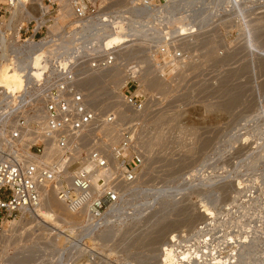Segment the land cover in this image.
<instances>
[{"label":"rangeland","instance_id":"rangeland-1","mask_svg":"<svg viewBox=\"0 0 264 264\" xmlns=\"http://www.w3.org/2000/svg\"><path fill=\"white\" fill-rule=\"evenodd\" d=\"M111 1L97 4L111 12ZM174 3L160 19L153 12L133 22L137 27L149 17V32H162L157 39L171 29L168 43L180 47L185 60L174 67L159 58L163 80L145 86L151 100L138 118L136 137L144 166L118 210L105 217L95 240L96 264H164L169 249L182 264H214L255 237L252 262L257 261L251 264H264V0ZM155 39L134 46L141 51L136 57L152 59L148 48ZM150 71V77L159 75L154 67ZM123 85L118 93L126 90ZM52 202L55 225L71 223L58 222L57 213H69ZM204 208L211 215L198 221L197 211ZM38 228L27 224L0 239L7 246L0 264L22 256L23 264L86 263L76 257L75 242Z\"/></svg>","mask_w":264,"mask_h":264},{"label":"built area","instance_id":"built-area-1","mask_svg":"<svg viewBox=\"0 0 264 264\" xmlns=\"http://www.w3.org/2000/svg\"><path fill=\"white\" fill-rule=\"evenodd\" d=\"M114 2L149 11L175 0H112L108 7ZM106 8L97 0H0V72L20 80L14 91L0 85V239L27 224L37 227L39 210L55 198L80 223L47 229L75 242L85 264L99 259L95 240L106 215L139 182L145 155L136 138L138 118L151 100L142 79L147 64L121 63L115 48L91 41L92 23H109ZM169 33L163 32L164 40L157 39L162 33L152 37V59L146 57L162 80L159 58L174 67L185 60L183 50L168 43ZM117 63L125 73L126 90L120 93L125 118L93 108L79 87ZM10 222L19 226L12 229ZM21 259L25 256L3 262L23 264Z\"/></svg>","mask_w":264,"mask_h":264},{"label":"bare ground","instance_id":"bare-ground-1","mask_svg":"<svg viewBox=\"0 0 264 264\" xmlns=\"http://www.w3.org/2000/svg\"><path fill=\"white\" fill-rule=\"evenodd\" d=\"M175 5L176 3H173L170 7L163 6L160 8L151 9L149 11H135V10L127 8L123 2H120V3L114 2L110 6V9L112 11H111L110 18L108 19L109 20L108 24L104 25L102 24V22L100 23V21H94L92 23L91 26L94 32H93V36L91 37L92 39L91 41L93 42L96 41L100 45H104V47L107 49L115 48L117 61L122 60V59H127V58L141 59L139 63L148 65V67L143 73L142 79L145 85L148 86L149 88V85L161 79L159 77H156V78L150 77V73H151L150 69L152 65H150L149 62H145V61H148L149 58L147 59L143 57L140 58V56L136 57L137 54L141 53V51L139 48H134V46L145 45L147 38L157 37L162 32L161 30H159L158 33L154 31L149 32L150 30V27H148L150 25L149 17L146 19L147 21L139 24L137 27L135 26L137 23H133V22H134V19H136V17H140V19L148 15L153 17L151 15V13L153 12L154 13L158 12L159 15L157 18L160 19L161 17L159 16H163V12H167L168 8H171V7L175 8ZM154 22H155V19H154ZM170 31L172 30L170 29ZM147 33H148V37L136 36V34L141 35V34H147ZM137 40L138 41L141 40L142 42L136 44L135 42ZM34 66L40 67V56L35 58ZM123 82L124 80L122 76V70L120 69L119 64L117 63L108 70L95 72L91 74V76L84 78L80 82L79 87H80V90L84 92L87 101L93 108L100 109V110H103V109L116 110L121 117L125 118L126 112L122 109V105H123L122 97H121V94L116 91L117 90L116 87L117 86L120 87V85H122ZM0 85L5 87L9 91H14L20 87V80L17 74H9V73H6L5 71H2L0 72ZM110 85H112L113 89L109 87ZM52 199L53 198H49L45 202L43 207L39 210L37 216L42 221L40 220V223H38L36 226L46 228L48 226L59 227L60 225L63 224V225H68L70 227L71 226L73 227L74 226L73 224H76V222L70 221L69 220L70 218L68 217V215L71 217H75V216L69 212H67L69 213L68 215H62L61 213H57L56 218L58 222L60 221L64 222V220H68L71 223H61L60 222V224L55 225L56 219L53 218V215H52V213L55 214V212L52 210L53 208H55V205L52 202ZM58 210H60V207H58ZM117 210L118 208H115L109 211V213L116 212ZM196 215H197V218L199 219L198 221H200L206 216L211 215V213L209 209L204 208L202 211H199V212L197 211ZM49 217H52V218H49ZM75 218L77 219V217ZM45 220L47 223L44 222ZM18 224L19 223H16V222H10L9 226L12 227L13 229L19 226ZM49 230L51 231L52 229L49 228ZM69 233H72V228H70ZM57 237H60V236H57ZM255 239L258 240L259 238L255 237ZM255 239L252 238L250 243H249V240L245 239L244 244L238 246L237 253H234V255L229 256L227 260L225 261H220L214 264H251L252 255L255 254L254 252L256 251L258 247L256 244L258 241L256 242ZM6 248H7L6 245L0 246V251H1L0 258L6 255V251H7ZM167 252L168 253L164 257V260H163L164 264H182L180 260H176L177 255H176L175 250L169 249ZM79 253L81 254L82 252L80 251ZM79 253L76 252V254H79ZM23 260L24 259H21V261ZM6 261L8 262L9 260H6ZM254 261H257V259L253 260L252 263H255ZM87 264H91V263H87Z\"/></svg>","mask_w":264,"mask_h":264}]
</instances>
